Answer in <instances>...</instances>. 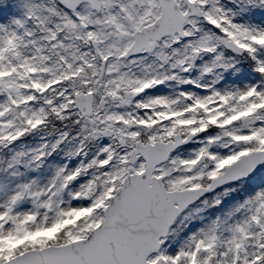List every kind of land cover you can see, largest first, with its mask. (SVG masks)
<instances>
[{"label": "snow or ice", "instance_id": "obj_1", "mask_svg": "<svg viewBox=\"0 0 264 264\" xmlns=\"http://www.w3.org/2000/svg\"><path fill=\"white\" fill-rule=\"evenodd\" d=\"M0 264H264V0H0Z\"/></svg>", "mask_w": 264, "mask_h": 264}]
</instances>
